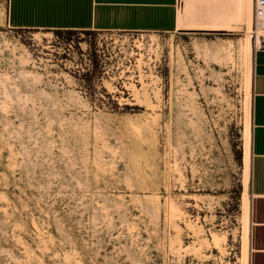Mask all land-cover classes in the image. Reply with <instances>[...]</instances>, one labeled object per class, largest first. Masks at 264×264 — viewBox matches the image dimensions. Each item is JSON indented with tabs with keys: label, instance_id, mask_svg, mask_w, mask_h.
Here are the masks:
<instances>
[{
	"label": "rangeland",
	"instance_id": "obj_1",
	"mask_svg": "<svg viewBox=\"0 0 264 264\" xmlns=\"http://www.w3.org/2000/svg\"><path fill=\"white\" fill-rule=\"evenodd\" d=\"M6 19L0 264H247L251 12L164 37Z\"/></svg>",
	"mask_w": 264,
	"mask_h": 264
},
{
	"label": "crops",
	"instance_id": "obj_2",
	"mask_svg": "<svg viewBox=\"0 0 264 264\" xmlns=\"http://www.w3.org/2000/svg\"><path fill=\"white\" fill-rule=\"evenodd\" d=\"M240 1L243 8L237 7ZM253 6L254 0L250 5L247 0H7L6 20L14 30L164 37L188 31H235L242 28L241 11L250 7L253 21ZM227 23L232 27L221 26ZM252 62L247 264H264V50H254Z\"/></svg>",
	"mask_w": 264,
	"mask_h": 264
},
{
	"label": "built area",
	"instance_id": "obj_3",
	"mask_svg": "<svg viewBox=\"0 0 264 264\" xmlns=\"http://www.w3.org/2000/svg\"><path fill=\"white\" fill-rule=\"evenodd\" d=\"M251 31L254 50H264V0H254Z\"/></svg>",
	"mask_w": 264,
	"mask_h": 264
},
{
	"label": "bare ground",
	"instance_id": "obj_4",
	"mask_svg": "<svg viewBox=\"0 0 264 264\" xmlns=\"http://www.w3.org/2000/svg\"><path fill=\"white\" fill-rule=\"evenodd\" d=\"M247 2L249 3V5H250V0H247ZM243 6H244V1H240L238 4H237V7L238 8H243ZM248 12L250 11V7L248 8V10H247ZM178 26H181V24H178ZM248 38V37H247ZM247 38H245L246 40H245V43H244V46L242 47V51H245L246 53L248 52V47H249V41H248V39ZM245 53V54H246ZM250 53V52H249ZM248 54V53H247ZM246 54V55H247ZM246 58H248L247 56H246ZM247 72V71H246ZM247 80H248V78H247ZM247 83V82H246ZM248 84V83H247ZM246 84V85H247ZM247 89V88H246ZM247 123V122H246ZM250 137V133H249V130H248V127L246 128V131H245V140H246V143L248 142V138ZM249 152H248V145L246 144V149H245V156H244V160H245V164H246V168H247V166H248V154ZM245 262V261H244Z\"/></svg>",
	"mask_w": 264,
	"mask_h": 264
},
{
	"label": "water",
	"instance_id": "obj_5",
	"mask_svg": "<svg viewBox=\"0 0 264 264\" xmlns=\"http://www.w3.org/2000/svg\"><path fill=\"white\" fill-rule=\"evenodd\" d=\"M208 32H216V33H217V32H222V31H218V30H217V31H208Z\"/></svg>",
	"mask_w": 264,
	"mask_h": 264
}]
</instances>
